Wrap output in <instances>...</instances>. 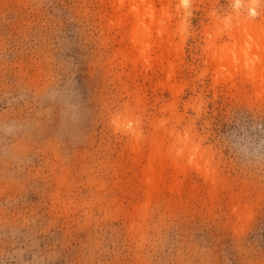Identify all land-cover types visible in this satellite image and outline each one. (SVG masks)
I'll return each mask as SVG.
<instances>
[{
    "label": "rangeland",
    "instance_id": "obj_1",
    "mask_svg": "<svg viewBox=\"0 0 264 264\" xmlns=\"http://www.w3.org/2000/svg\"><path fill=\"white\" fill-rule=\"evenodd\" d=\"M233 3L192 0L187 16L180 0L157 4L170 77L160 50L134 60L113 0H0V264H264V90L247 52H264V30L259 46L235 42L248 14ZM163 117L190 129L214 180L191 164L148 188ZM176 133L161 126L164 153Z\"/></svg>",
    "mask_w": 264,
    "mask_h": 264
},
{
    "label": "bare ground",
    "instance_id": "obj_2",
    "mask_svg": "<svg viewBox=\"0 0 264 264\" xmlns=\"http://www.w3.org/2000/svg\"><path fill=\"white\" fill-rule=\"evenodd\" d=\"M158 3L162 5L161 10H165L170 0H113V10L108 16L109 24L110 26H116L122 35H124L126 38L124 39L128 41L127 48L129 53L134 55V60L137 62L143 59L149 60L152 57L151 53H158L159 50L157 58L163 62L176 49L173 39L174 33L169 28L168 19L164 17L163 12H157ZM237 17L239 28L237 30L229 28L228 34L235 38V42L241 41L247 47L261 45L259 30H264V24H257L254 18L249 15L242 14ZM211 45L215 49L212 57L216 64H219L221 62L219 51L222 45L215 40ZM255 51H257L255 57H257V61L261 66L260 71L255 72L256 76L257 74L260 76V82L256 87L262 93L264 90V52L258 51L255 48L247 49V52L250 54ZM249 58L247 57L246 62L244 60L243 64H249ZM168 64L169 76L171 77V74L173 75L174 73V66L172 62H168ZM228 66H230V63ZM138 97V93H136L135 98L137 99ZM126 109L130 112V117H128L127 121L130 139L134 140V145L138 147L142 140L141 122L134 115L132 107L127 105ZM152 124L155 135L153 141L155 144L154 156L149 158L148 163L144 167V176L148 188L153 189L157 181L168 172L171 173L173 181L178 182V177L185 170L186 166L191 164L201 166L214 180V171L210 170V156L201 147L200 143L196 141L194 134L191 133L188 127L185 128L184 132L177 131L173 126L169 128L167 126V119L164 117L153 120ZM161 126H165V130L170 134L177 132L175 137L176 142L166 153L162 151L165 138L159 134ZM157 156L160 157L158 161H156Z\"/></svg>",
    "mask_w": 264,
    "mask_h": 264
},
{
    "label": "clouds",
    "instance_id": "obj_3",
    "mask_svg": "<svg viewBox=\"0 0 264 264\" xmlns=\"http://www.w3.org/2000/svg\"><path fill=\"white\" fill-rule=\"evenodd\" d=\"M192 5V0H180V7H183L185 9V14L191 15L190 9ZM262 6H264V0H248L247 5L243 3V0H234L233 3V8L239 12L242 8L246 7L247 14L255 18L257 17L260 13L258 9H260Z\"/></svg>",
    "mask_w": 264,
    "mask_h": 264
}]
</instances>
